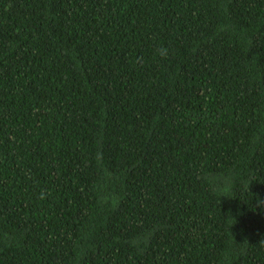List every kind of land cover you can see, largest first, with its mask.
<instances>
[{
  "label": "trees",
  "instance_id": "16d2710c",
  "mask_svg": "<svg viewBox=\"0 0 264 264\" xmlns=\"http://www.w3.org/2000/svg\"><path fill=\"white\" fill-rule=\"evenodd\" d=\"M258 198L264 0H0V264H264Z\"/></svg>",
  "mask_w": 264,
  "mask_h": 264
},
{
  "label": "clouds",
  "instance_id": "9594fccd",
  "mask_svg": "<svg viewBox=\"0 0 264 264\" xmlns=\"http://www.w3.org/2000/svg\"><path fill=\"white\" fill-rule=\"evenodd\" d=\"M160 54L162 56L166 55L167 54V50L166 49H160L159 50ZM257 205L258 206H264V200H260L259 198L257 199Z\"/></svg>",
  "mask_w": 264,
  "mask_h": 264
}]
</instances>
